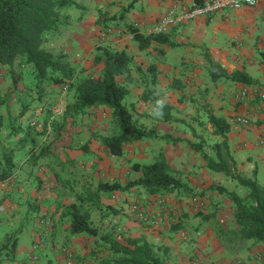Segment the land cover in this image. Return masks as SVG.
<instances>
[{
    "label": "crops",
    "instance_id": "crops-1",
    "mask_svg": "<svg viewBox=\"0 0 264 264\" xmlns=\"http://www.w3.org/2000/svg\"><path fill=\"white\" fill-rule=\"evenodd\" d=\"M74 1L79 7H71L77 13L73 16L72 24L67 25L72 31L64 40L69 41V46L75 50L76 42L86 39L90 42L92 35L99 41L105 39V32L102 31L103 24L107 22L96 20L94 13L97 10L110 17L108 22H114L118 27L134 26L139 33L146 35L171 0ZM228 12L218 11L176 23L162 32L164 42L151 40L143 48L138 47L132 36V43L127 42V39L113 41L112 49H122L131 55L128 73L146 72L147 65L154 66L152 93L159 102L170 107L172 105L170 114L181 94V107H185L180 115L173 114L168 121L161 120L153 112L152 104L140 98L149 82L135 77L133 82L139 86V91L128 98V90L123 102H126L125 105H132L136 122L146 124L147 128L153 126L154 135L137 140H123L120 155L130 158L129 163H126L128 167L123 163L114 164L111 158L106 161L107 157L103 162L99 160L102 153L107 152L112 156L101 144L99 136L115 134L116 127L108 134L95 137L88 132L82 141L75 140L78 132L72 129L73 123L70 121L75 113L66 109L74 100L73 89L68 88L64 94L56 91L58 84L38 83L31 66L18 58L10 66L0 65V172L10 169L9 176L0 179L1 204L7 206V212L0 213V221L9 220L16 231V221L22 215L35 212L37 217H42L48 211L54 218L51 231H62L65 228L63 231L68 234V222L59 226V219H64L61 207L54 206L49 211L47 205L54 197L57 198L56 201L61 199L69 203L75 202V197L79 194L82 201H88L86 195L95 191L96 185L92 187L86 184L84 190L78 191L70 187L65 189L69 178L75 173V165L91 163L95 167L102 166L101 170L106 175H111L109 181L106 177L101 182L116 181L121 184L139 175L138 171L130 168L132 163L150 162L161 154L175 170V177L182 183L181 187L154 194L144 191L141 195L134 187L126 191L99 192L100 205L90 204L97 211H100L103 203L117 209L114 228L120 235L115 236L116 233H113L114 238L120 242L123 241L122 235L144 239L163 264H193V259L200 264H237L236 260L242 258H245L247 264H259L251 256L254 252L252 241L238 239L235 235L237 226L233 218L232 201L216 189L221 186L228 192L242 196L245 188L239 187L224 173L208 169L200 152L210 155L214 153L213 145L223 142L225 149H222V153L226 165L243 176L254 177L259 184L264 185V147L257 144V138L264 134V127L255 114V101L236 97V92L243 83L223 78L212 80L207 71V57L210 56L227 72L242 69L254 80L255 83L252 84H264L261 76L264 71L261 60V53H264V0H256L253 6H243ZM223 13H228L227 20L219 19L218 14ZM76 17L79 19H75ZM64 24L66 23L62 22L58 27ZM126 32L129 33L127 29ZM53 34H56L55 31ZM225 38H229L233 44H236L235 40H239L242 46L238 50L227 47ZM66 64L72 68L71 63ZM98 70L100 71L99 68ZM179 74L182 78L175 81ZM115 80L125 83L118 75ZM165 90L168 92L160 93ZM192 97L195 99L191 104L192 108L186 111L189 107L187 99ZM48 103V107L61 105V112L57 109L48 110L44 115V106ZM91 108L111 112L104 106L89 107V110ZM235 114L246 116L248 123H236L233 120ZM81 115L84 122H89L86 112ZM209 115L223 117L229 125L227 132L222 136L214 134L208 120ZM47 123H51L53 127L50 132L44 131ZM28 125L33 126L36 132H26ZM87 127L90 124L83 125L84 129ZM165 135L178 140L171 142ZM194 139L202 140L200 150L187 144V141L194 143ZM84 143L85 146L82 145ZM21 150L24 151V156ZM127 150L130 153L126 154ZM64 171L66 175H61ZM118 174H125L127 177L122 181ZM63 176H66L64 180ZM49 184L56 191L52 196L48 191ZM109 195L114 198H107ZM77 202H80L79 199ZM132 203L145 207L153 222H138L130 211ZM110 207L106 205V208ZM84 209L88 211L86 207ZM18 226L20 228L21 224ZM37 229H40L37 222L31 227L27 225V230H30L27 243H18L16 236L14 237L12 254H16L15 259L23 257L21 260H24L29 251L31 252L32 242L40 234ZM75 236H68V241L74 243L73 246L77 239ZM104 244L106 251L113 254L108 250L107 244ZM118 258L112 256L104 259ZM15 259L11 258L10 261Z\"/></svg>",
    "mask_w": 264,
    "mask_h": 264
},
{
    "label": "trees",
    "instance_id": "trees-1",
    "mask_svg": "<svg viewBox=\"0 0 264 264\" xmlns=\"http://www.w3.org/2000/svg\"><path fill=\"white\" fill-rule=\"evenodd\" d=\"M71 7L77 8L79 5L74 0H0V65L10 66L18 58L31 66L38 83L65 84L73 89L74 100L66 107L72 113H81L93 106L109 108L117 131L112 135L99 136V140L109 154L120 155L123 140H137L154 135V130L134 120L132 105L126 106L123 102L128 90L125 85L115 80L117 74H128L131 55L122 49L100 47L101 53L93 57V63H100L99 73L94 75L84 69L75 73L61 60L60 55H54L43 46L47 35L64 22L68 14L67 9ZM127 30L137 41L139 48L147 46L151 40L165 41L162 33L144 35L134 26H129ZM262 55L264 56V53ZM207 63V71L212 80L223 78L243 84L255 83L245 70L235 69L227 72L210 56L207 57ZM148 69L151 72V79L149 85L141 92L140 98L152 104L153 112L161 120L168 121L171 107L159 102L152 93L154 66L148 65ZM208 120L214 134L222 136L227 132L229 125L223 117L209 115ZM26 132L35 133L36 130L28 125ZM165 138L171 142L178 140L169 135H165ZM187 144L195 150H200L201 143L187 141ZM224 146L223 142L213 145L214 153L210 155L200 151L205 166L210 170L224 173L245 188V193L239 196L221 186L216 187L218 192L226 194L232 201L233 218L237 226L234 232L238 239H252L264 246V185L259 184L254 177H246L230 169L223 157ZM130 168L138 171L139 175L136 178L127 180L124 184L116 181H98L95 191L88 193L86 199L90 204L99 206V192L126 191L140 186L147 193L154 194L182 186L175 177V170L167 164L161 154L150 162L132 163ZM9 174V168L1 171L0 179L8 177ZM1 202L2 199L0 204ZM61 214L67 218L69 235H98V229L92 225L89 213L82 206V202L70 203L62 209ZM99 238L107 244L109 251L119 253L121 256L118 259H99L97 264H163L151 246L140 237L122 235L123 241L120 242L109 233L103 232L99 234ZM14 246L15 238L10 242L11 252Z\"/></svg>",
    "mask_w": 264,
    "mask_h": 264
},
{
    "label": "rangeland",
    "instance_id": "rangeland-1",
    "mask_svg": "<svg viewBox=\"0 0 264 264\" xmlns=\"http://www.w3.org/2000/svg\"><path fill=\"white\" fill-rule=\"evenodd\" d=\"M67 16L64 18V22L66 24L57 27L55 31V35L53 34L54 31L50 32L49 35H47V39L45 40V46L46 48H48L50 51H53L54 55H60L61 56V60L66 62V63H71L72 68L74 69V72L77 73L80 69H84L86 72L92 73L94 75L99 73L98 68L100 69V65L97 63H93V57L99 53H101V49H99L100 47H110V48H114L112 45L113 41H120V40H125L127 42H131V40H133L131 38V35L129 33L126 32V26H121L118 27L114 24V22H108L107 20H110V17H107L105 15H103L101 13L100 10H97V12H95V16H97L96 20H100L101 23L106 21V24H103L104 30L102 31V33L105 32V39L104 40H98L96 39V36L92 35L91 37V41L89 42L88 39L81 41V42H76L75 43V47H77L75 50L73 49L72 46H69V41L64 40L66 39V35L70 34L72 29L67 26L69 23L72 24V22L74 21L73 16L76 15L77 11L73 8H69L67 9ZM229 13V12H228ZM226 14H218L219 19L221 20H227L228 16ZM214 14V13H213ZM102 16V17H101ZM75 19H79V18H75ZM86 30V29H84ZM233 41H229V38H225V45L227 47H233L234 49L238 50L242 44L241 42H239V40H235L236 44H233ZM44 46V45H43ZM44 46V47H45ZM57 52V53H56ZM262 54V53H261ZM261 60L263 62V66H264V56L261 55ZM264 68V67H262ZM142 73V74H141ZM141 73H135L134 72H130L127 75L123 76V74H117L118 78H120L121 80H125V83L123 85L126 86L127 90H129L130 95L128 94V98H131V95L134 96L136 91H139V86L135 85V83L133 82V80L135 79V77L140 78L142 81L144 82H149V80L151 79V72H149L148 69V65L146 66V72L142 71ZM262 78H264V71H262ZM174 77V76H173ZM181 75H177L175 78V81L177 79H181L180 78ZM259 85V84H258ZM261 87L264 88V84L259 85ZM56 91L60 92V93H64L66 94L68 87L65 84H58L56 85ZM136 88V89H135ZM138 88V89H137ZM128 92V91H127ZM168 92L167 90L165 91H160L161 94H164ZM171 92V91H170ZM176 94L179 95V92L176 91ZM158 95V94H157ZM182 95H180L181 98H179L176 101V105H173V110H171V117H173V114L176 115H180L182 112L181 110H184L185 107H181V102H182ZM186 97V96H185ZM191 97V96H190ZM128 98L127 101H128ZM177 99V97L175 98ZM193 100H195L193 97L187 99L188 105L189 107L186 108V111H190L191 104L193 102ZM147 103H150L149 101H147ZM126 104V102L124 103ZM145 105H147L146 103H144ZM46 104L44 106V109H46L44 111V115L45 113L49 110V111H55L56 109L59 111V113L61 112L62 108H60L61 105H53L51 107H48ZM48 108H47V107ZM129 106V105H126ZM62 107V106H61ZM172 107V105H171ZM181 107V108H180ZM96 108V107H95ZM95 108H91V110H89V108H87L86 110H84L81 114H83L84 112H86L87 117H88V121H85L82 119V115L81 114H75L74 116H71L70 121L73 123L72 125V129L76 132H78L76 134L75 140H79L82 141L84 138L85 133L87 134L88 132L91 135H94L95 137L101 134H108L111 133V131L113 130V127H115L113 120H112V116H111V112H109L108 110H103L100 108H97V110ZM142 119V118H140ZM86 124H90V127H87L86 129L83 128V125ZM49 125V126H47ZM146 126V124H145ZM148 126V125H147ZM44 131L46 132L48 130V132L52 131L53 127L51 126V123H47L46 125H44ZM153 126L150 125L149 128L153 130L152 128ZM44 133V132H43ZM49 134V133H47ZM202 140L199 139H194V143H201ZM85 146V143L82 144ZM81 145V146H82ZM127 148H129V145H127ZM128 151V150H127ZM127 153H130V151ZM21 154L24 156V151L21 150ZM101 159H99L100 161H104L105 157L106 161L109 160V158H111V162H115L118 165H120V163H123L126 165V163H129V159L128 156L123 155V156H115L112 155L111 157L106 153H102V155H100ZM110 161V160H109ZM46 163V162H44ZM87 163V162H86ZM114 163V164H115ZM131 166V165H130ZM126 167H128V165H126ZM75 169V173L72 176V178H69V182H68V186L65 187V189L67 190L68 187H70L71 189H73L74 191H78L80 190H84L85 189V185L88 184L90 186H94L97 184L98 181H105L104 179L107 177V181L110 180V175H106L105 171L103 172L102 166L99 167H95V165L88 163V164H83L80 163L75 165L74 167ZM126 169V168H125ZM123 169V171L125 170ZM105 170V169H104ZM126 171V170H125ZM233 171L236 172L235 169H233ZM71 172V171H69ZM66 175V172H62L61 175ZM66 176H63V180L65 179ZM121 177V180L124 181L127 177V175L122 174V176H119L118 174V178ZM125 182L121 183L124 184ZM241 187V186H239ZM243 188V187H242ZM134 189H136L137 193L139 195H141L145 189L143 187L140 186H135ZM48 191L49 194L52 196L56 191L52 188V185L49 184L48 185ZM104 193V192H101ZM80 195V194H79ZM79 195L77 197H75V202L76 203L79 199L80 202H82V206L86 207L88 209V213L90 216V220L93 226H95L98 229V235L95 236H87L85 234H76L75 237H77L76 241H75V245L73 246L72 243H69L68 241V234L66 232H64L63 230H65V228H62V231H51V224L52 221L54 220V218H52L53 216H51V212H46V214H43L42 217L38 216L37 217V213H32L29 212L27 215H22L21 219L19 218L16 222H17V230L19 231H14V226L10 225V221L7 219H3L2 221H0V264H9L11 261V258H16V254H12V252L10 251V241L16 236L17 238V242H28V237H29V233L30 230H27V225L30 227L34 225L35 222H37L39 224V228L37 230H40V234L38 235V238L32 242V245L34 244V249L32 252H35V258L33 260H27L25 262V264H97L99 259H104L106 257H115L118 258L120 257V254L118 253H113V254H109L108 251H106V246L103 243V241L99 238V234L100 233H109L111 236L113 235V233H116L115 236L119 234V232L117 233L116 228H114L115 220H116V211L117 209L115 207H110L109 204H104L103 202V207L100 209V211L95 210L93 207L90 206L89 200L88 201H81V197H79ZM58 197V196H57ZM104 197V196H102ZM107 198L109 199H113L114 196L113 195H109V197L107 196ZM56 197L53 198V200H49V204L47 205V209L49 211H52V208L55 207H61V209H63L65 206L69 205L70 202L69 201H62L61 199L56 201ZM68 202V203H67ZM67 203V204H66ZM140 203V202H139ZM110 207V208H106ZM138 209L146 215L147 219L146 220H142L139 219L137 217L136 214H134V216L136 217L135 219L138 220V222L140 223H148L151 224V222H153V219L151 218V216H149L150 214H148V211L145 209V207H141L139 205H137ZM106 209H109L106 211ZM116 209V210H115ZM7 212V206L6 204L2 203L0 205V213L1 214H5ZM27 216V217H26ZM26 217V218H25ZM64 219H59L60 221V227L61 225H63V223H67V218L65 216H63ZM62 217V218H63ZM38 218V219H37ZM48 218V222L47 223H40L39 220L40 219H46ZM37 220V221H36ZM18 224H21V227L19 228ZM105 225V226H103ZM34 229V228H33ZM114 237V235L112 236ZM251 244H252V248L254 250V252L251 254L252 258L254 260H256L259 264H264V246L262 243L260 242H256L252 239H250ZM69 243V244H68ZM31 245V246H32ZM73 246V247H72ZM63 248L67 249L70 253L71 256L70 258H67L66 254H64L63 252ZM39 249V251L37 250ZM30 253V251H29ZM23 258V257H22ZM21 258V259H22ZM242 258V257H240ZM21 259H15V261H19ZM245 258L242 259H238L236 261H241L245 264H247L246 260H244ZM194 260V259H193ZM14 261V260H13Z\"/></svg>",
    "mask_w": 264,
    "mask_h": 264
},
{
    "label": "built area",
    "instance_id": "built-area-1",
    "mask_svg": "<svg viewBox=\"0 0 264 264\" xmlns=\"http://www.w3.org/2000/svg\"><path fill=\"white\" fill-rule=\"evenodd\" d=\"M256 0H171L168 7L157 18L150 28V33L159 34L162 33L167 27L176 23L191 20L198 16H206L214 12H228L237 10L243 6H253ZM131 36L132 34L129 33ZM238 99H253L255 101V114L257 119L260 120L262 127H264V88L255 84H241L236 92ZM233 120L238 124H247L248 118L241 114L233 115ZM257 144L264 147V134L257 138ZM130 211L136 214L139 219L146 220L147 217L137 207L136 203L130 205ZM40 223H47L48 218L40 219ZM34 245L31 246V252L25 257L24 260L11 261L9 264H25L28 260L35 258V252H32ZM64 254L67 258H70L71 253L63 248ZM237 264H245L241 261H237ZM193 264H200L198 260L194 259Z\"/></svg>",
    "mask_w": 264,
    "mask_h": 264
}]
</instances>
